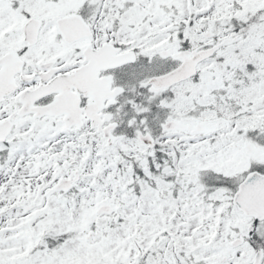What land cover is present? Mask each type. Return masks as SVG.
I'll list each match as a JSON object with an SVG mask.
<instances>
[{
  "label": "snow or ice",
  "instance_id": "1",
  "mask_svg": "<svg viewBox=\"0 0 264 264\" xmlns=\"http://www.w3.org/2000/svg\"><path fill=\"white\" fill-rule=\"evenodd\" d=\"M0 264H264V0H0Z\"/></svg>",
  "mask_w": 264,
  "mask_h": 264
}]
</instances>
